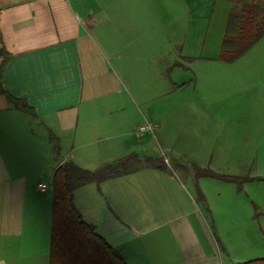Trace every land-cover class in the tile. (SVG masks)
I'll use <instances>...</instances> for the list:
<instances>
[{"label":"crops","instance_id":"0c3cea01","mask_svg":"<svg viewBox=\"0 0 264 264\" xmlns=\"http://www.w3.org/2000/svg\"><path fill=\"white\" fill-rule=\"evenodd\" d=\"M222 2L228 13L212 32ZM231 7L228 0H0V264H50L53 178L62 164L93 171L133 152L163 158L152 154L161 151L213 168H258L264 36L240 57L256 54V64L221 61ZM231 68L237 75H227ZM232 84L247 92L229 98ZM146 123L153 130L140 132ZM165 157L168 168L145 164L75 187L83 220L128 264L264 258L242 261L220 248L206 206Z\"/></svg>","mask_w":264,"mask_h":264},{"label":"trees","instance_id":"16d2710c","mask_svg":"<svg viewBox=\"0 0 264 264\" xmlns=\"http://www.w3.org/2000/svg\"><path fill=\"white\" fill-rule=\"evenodd\" d=\"M229 11L225 35L219 59L232 63L247 53L264 36V0H228ZM0 90L3 88L0 86ZM15 107L34 113L31 106L22 99L8 96ZM54 140V139H53ZM58 150V143L55 144ZM142 158L148 165L168 168L161 158L141 156L133 152L111 164H104L96 170L83 169L72 162L59 166L53 178V217L51 230L50 264H128L121 252L109 245L104 238L95 233L93 226L87 224L73 201L75 187L89 181H102L131 172ZM196 182L201 177H210L241 185L249 181L248 176L225 175L209 168L195 166ZM197 202L207 209L206 197L198 183ZM209 212V209L207 210ZM236 264H264V258Z\"/></svg>","mask_w":264,"mask_h":264},{"label":"rangeland","instance_id":"374dc122","mask_svg":"<svg viewBox=\"0 0 264 264\" xmlns=\"http://www.w3.org/2000/svg\"><path fill=\"white\" fill-rule=\"evenodd\" d=\"M164 11L167 13L169 10L165 8ZM180 13L181 17H183L182 13H184V10L182 8H180ZM225 13H228V5L223 2L218 3L215 13V18L218 21H214L212 32L217 27L223 26V21L226 16ZM252 58L253 60H257L256 54L250 53L242 59L239 58L240 60L236 61L234 66L256 64L258 61L255 62ZM262 63L264 64V58ZM195 70L197 71V75H202L198 72V68H195ZM234 70L233 68L229 69V74L227 75H237L234 73ZM180 78L181 80H187L186 74L182 72ZM239 89L247 92L245 84L243 86L235 84L229 85L228 90L231 91L229 92V98L236 97V90ZM244 97L246 96L244 95ZM247 100L249 103L251 99ZM260 106L263 105L260 104ZM260 125L262 128L261 122ZM260 144L261 152L257 154V162L259 163L257 169H251V165L241 168V163L240 165L238 163H227L223 166L219 165L213 168L209 162L205 164L200 161L196 162V164L194 163L195 161L189 163L177 153L168 152L166 154L161 151H153L152 153L153 155H163L161 160L166 165L170 163V160L165 157L168 155L173 168L186 179L185 181H187L191 189H194L195 192L197 190L196 183H198L206 197L209 212L206 207L204 213L212 230V234L216 239L215 241L220 244V248L223 247L222 245L227 246L231 253L236 258L243 259L242 261L264 256V131L260 137ZM244 155L246 156V154ZM145 164H147V161L142 158L138 165ZM195 165H200L199 167L202 166L201 168H209L212 171L225 175H243L252 179L244 182L241 187L235 182H226L210 177H203L196 182ZM186 168L190 176L187 175Z\"/></svg>","mask_w":264,"mask_h":264},{"label":"built area","instance_id":"2783aa9c","mask_svg":"<svg viewBox=\"0 0 264 264\" xmlns=\"http://www.w3.org/2000/svg\"><path fill=\"white\" fill-rule=\"evenodd\" d=\"M153 130V126L151 123H146V124H143L139 127V131L140 132H145V131H152ZM42 189H46L47 185L44 184V183H41L39 185Z\"/></svg>","mask_w":264,"mask_h":264}]
</instances>
